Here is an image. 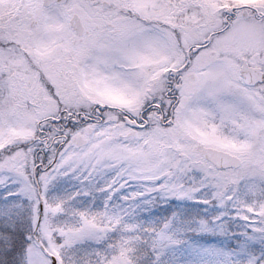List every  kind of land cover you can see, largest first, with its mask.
Wrapping results in <instances>:
<instances>
[{
	"label": "snow or ice",
	"instance_id": "1",
	"mask_svg": "<svg viewBox=\"0 0 264 264\" xmlns=\"http://www.w3.org/2000/svg\"><path fill=\"white\" fill-rule=\"evenodd\" d=\"M0 264H264V0H0Z\"/></svg>",
	"mask_w": 264,
	"mask_h": 264
}]
</instances>
